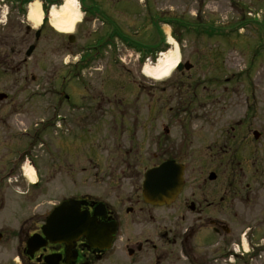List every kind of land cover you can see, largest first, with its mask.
Wrapping results in <instances>:
<instances>
[{"label": "flooded vegetation", "instance_id": "flooded-vegetation-1", "mask_svg": "<svg viewBox=\"0 0 264 264\" xmlns=\"http://www.w3.org/2000/svg\"><path fill=\"white\" fill-rule=\"evenodd\" d=\"M29 1L0 0V87H3L0 89V96H5L4 100H14L12 89L6 88L14 74L19 76L21 84L28 81ZM43 1L47 8L61 2ZM171 1L139 0L141 6L138 4L139 7H134L130 12L118 10L122 17L128 19L130 29L125 28L113 14L114 11L108 5L111 0H90L89 5L83 0L84 19L89 20V15L98 16L94 18L101 22L102 32L93 44L84 47V56H81L78 63L69 66L70 79L67 87L70 89L73 82H80L84 71L94 64L93 69L100 71L96 65L106 60L104 51H119V43L130 48L139 47L136 39L147 34L149 37L153 32L163 35L160 27L164 25H168L172 32L173 18L176 17ZM209 1L196 0L195 6H199L201 10ZM13 14L19 16L17 19L20 24H25L24 29L20 25H13ZM128 16L133 17V24ZM138 22V26L132 29ZM44 30L45 27H42L36 32V41ZM23 53L25 56H22ZM118 60L117 55L114 59L116 65L112 64L115 74L107 72V66L111 64L105 63L102 91L92 95L84 87V106L71 105L66 85L55 91L58 106L52 108L54 112L62 111L65 103L67 106L64 111L67 113L81 110L85 112L84 116L76 118H71L70 115L68 124L71 129L77 127L82 130L87 124L99 126V119L105 115V105L113 104L121 114L124 113L122 108L125 106V99L120 95L123 90L124 66ZM32 79L37 80L34 76ZM140 81L142 84H137L138 81L134 80L138 88L149 85L148 92L152 98L148 128L155 131L154 117L158 104L162 103V108L165 109L171 100L162 98L159 102L156 101V84L146 78ZM74 96L78 94L74 93ZM55 117L61 118L57 113ZM115 130H118V126ZM254 132L258 138L253 144L247 142L250 135L241 139L242 143L247 142L248 160L245 159L247 153L244 154L245 160L239 158L234 143L228 139L214 143L207 150L198 173L194 170L189 172L188 165L173 159L184 167V185L174 201L164 202L162 205L145 201L143 183L149 169L167 160L142 171L139 148H136L132 158L130 156L135 150L132 147L126 153L127 158L118 153L121 158L118 161L112 160L109 165L101 162L98 158L100 155L96 154L95 161L89 159V163L80 169L82 174L78 175V179L69 173L60 174L59 164L55 160H52L51 168L46 169V174L40 172L41 167H35L36 181L27 184V191L23 193L24 201L14 212L16 222L7 224L6 233L5 230H0V264H264V129L261 132L253 131V138ZM24 133L28 134L26 130ZM169 134V129L164 128V139L159 136V141L154 143L155 150L158 145L163 150L174 148L173 143H168ZM255 144H259V148ZM184 146L185 144L180 143L178 150H182ZM95 148L96 151L103 150L101 146ZM122 149L124 150L121 144L111 147V150L118 152H122ZM17 156H20V160L7 161V164L0 166V182L10 181L14 177H22L27 182L22 174L23 157L26 155L21 152ZM180 156L185 155L181 153ZM156 158V154L151 153L149 161ZM61 192H66V196L58 202L49 201L47 205L39 201L36 203V195H58ZM68 200L77 202L82 214L90 217L104 214L98 218L103 232L101 240L94 241L89 236L71 240L68 237H48L45 234L43 229L56 207ZM107 238H110L108 243Z\"/></svg>", "mask_w": 264, "mask_h": 264}, {"label": "rangeland", "instance_id": "rangeland-1", "mask_svg": "<svg viewBox=\"0 0 264 264\" xmlns=\"http://www.w3.org/2000/svg\"><path fill=\"white\" fill-rule=\"evenodd\" d=\"M34 1H39L42 5V0ZM84 2L88 5L91 3L90 0ZM195 3L196 0L171 1L176 19L186 21L183 22L185 30L173 27L171 32L169 29L172 46H168L163 54L177 47L181 62L193 67L191 70L184 69L183 72L175 70L163 81H154L143 73L147 67L156 66L161 59L159 55L150 61L153 65L148 61L143 63L138 60L140 55L136 51L119 43V51H104L106 60L99 62L100 66L96 65L100 71L93 69L94 64L84 71L80 82H73L69 89L67 84L70 67L64 61H71L76 57L80 59L84 56V47L90 46L100 37L101 22L94 18L98 16L89 15L88 20L84 19L85 15L81 12L83 24L78 23L71 34L57 32L48 22L38 41L35 34L40 27L35 28L28 22L29 47L36 45L37 49L29 59L26 84H21L19 76L14 74L6 87L8 90L12 89L14 100L0 101V166L7 161L20 160L17 155L22 152V155H26L23 157V165L30 162L35 167H41L40 172L46 174L51 168L52 160H55L59 164L60 174L69 173L78 179V175L82 174L80 169L89 163V159L95 161L96 154L100 155L98 158L101 162L109 165L112 160L118 161L121 158L118 153L127 158L126 153L132 147L135 150L131 158L136 148L140 149L142 171L162 160L178 159L189 166V172L194 170L198 173L207 150L223 139L234 143V149L239 152L241 160H248L247 142H255L252 132L264 129V0H210L201 10ZM138 4L141 6L139 0H111L108 5L122 25L130 28L128 19L122 17L118 10L130 12L134 7H139ZM52 8L53 6L50 10ZM130 14L133 16V13ZM132 16H128L131 24ZM18 17L13 14V25H20L24 29L25 24H20ZM162 23H165L164 19ZM138 24L139 22L136 26L133 25L132 29ZM242 24L244 25L241 26ZM160 28L163 35L153 32L149 37L147 34L133 40L141 47L155 48L163 36L167 37L164 32L166 27ZM69 36L74 37V43L69 42ZM117 55L120 65L124 66L123 90L120 92L125 99V106L122 108L124 113L121 114L113 104L105 105V115L99 119L101 123L96 125L97 129L90 124L85 125L82 130L77 127L71 129L68 124L70 115L71 118H76L84 116L85 112L81 110L67 113L64 111L66 103L63 104L62 111L54 112L52 108L58 106L55 91L60 90L65 83L71 105L84 106V87L92 95L102 91L105 63L111 64L107 66V72L115 74L112 64L116 65L114 59ZM33 76L36 81H33ZM143 78L156 84V101L159 102L162 98L171 100L165 109L162 108V103L158 104L154 117L155 131L148 128L152 98L148 92L149 85L138 88L134 84V80L138 81L137 84H142L140 80ZM228 79L230 82H226ZM73 92L78 96H74ZM55 113L63 120L56 119ZM100 126L102 129H99ZM116 126L118 130H115ZM164 128L169 129L168 143H173L174 148L163 150L158 145L155 150L154 143L159 141V136L164 139ZM25 130L28 134L23 136L21 133ZM249 130L252 132L249 133ZM248 135L250 137L247 142L242 143L241 139ZM180 143L185 144L182 150H178ZM114 144H121L124 150H111ZM255 145L259 148V144ZM99 146L103 150L96 151L95 147ZM151 153L156 154V160L149 161ZM181 153L185 156H180ZM23 179L14 177L10 181L0 182V230H5V233L7 224L16 222L14 212L24 201L23 193L27 191L30 181L25 182ZM61 193L36 195L35 200L36 203L39 201L46 205L49 201L55 203L66 196V192Z\"/></svg>", "mask_w": 264, "mask_h": 264}, {"label": "water", "instance_id": "water-1", "mask_svg": "<svg viewBox=\"0 0 264 264\" xmlns=\"http://www.w3.org/2000/svg\"><path fill=\"white\" fill-rule=\"evenodd\" d=\"M74 37H70V43H73ZM35 50L32 46L28 51L30 57ZM183 66L179 65V70ZM192 65L187 64L186 70H190ZM5 96H0L3 101ZM258 138L257 133H255ZM184 167L176 164L175 161H167L158 168L147 172L144 182V199L150 204H164L172 201L180 193L184 181ZM79 205L75 201H67L55 209L48 220L44 232L48 237H68L71 240L80 236H89L92 240L98 241L103 238L102 228L98 223V217L104 214L90 215L80 213ZM110 238L106 239L108 243ZM104 242V240H103Z\"/></svg>", "mask_w": 264, "mask_h": 264}, {"label": "bare ground", "instance_id": "bare-ground-1", "mask_svg": "<svg viewBox=\"0 0 264 264\" xmlns=\"http://www.w3.org/2000/svg\"><path fill=\"white\" fill-rule=\"evenodd\" d=\"M44 13L42 5L39 1H34L29 6L28 21L38 28L43 23ZM50 24L59 33L71 34L75 27L82 21V14L78 7L77 0H65L60 7H53L50 11ZM165 32L171 43V35L169 28L166 27ZM179 48L175 47L173 51H169L161 56V59L152 68L147 67L144 74L156 81H163L169 78L180 63ZM29 181H35L33 169H28Z\"/></svg>", "mask_w": 264, "mask_h": 264}]
</instances>
